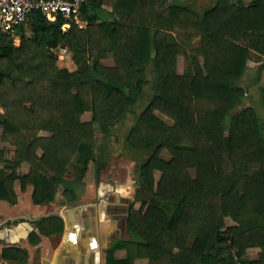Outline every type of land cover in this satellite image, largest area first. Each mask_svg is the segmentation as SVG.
<instances>
[{"label": "trees", "instance_id": "16d2710c", "mask_svg": "<svg viewBox=\"0 0 264 264\" xmlns=\"http://www.w3.org/2000/svg\"><path fill=\"white\" fill-rule=\"evenodd\" d=\"M168 1L87 0L84 28L63 30L60 15L33 11L13 34H0V166L11 170L0 178V199L15 203L19 180L33 186L35 204L54 201L61 185L75 202L96 158L95 126L109 135L127 119L151 64L154 94L126 144L148 154L136 180L153 201L130 204V238L114 247L127 256L109 250L106 264H236L251 248L260 252L244 263L264 264V122L251 106L231 114L245 96L233 84L250 52L264 57V0H216L201 13L156 9ZM63 45L74 70L59 64ZM262 94L264 107V87ZM23 163L29 171L19 176ZM39 228L61 232L63 221L44 219Z\"/></svg>", "mask_w": 264, "mask_h": 264}, {"label": "crops", "instance_id": "0c3cea01", "mask_svg": "<svg viewBox=\"0 0 264 264\" xmlns=\"http://www.w3.org/2000/svg\"><path fill=\"white\" fill-rule=\"evenodd\" d=\"M252 1L232 0L245 4ZM2 114L0 107V119ZM39 135L47 136L48 133L40 132ZM0 170L4 171L1 179L11 171L3 166ZM28 171L29 165L23 163L17 173L23 176ZM85 183L86 178L75 186L77 200L73 203L63 197L64 185H61L54 201L38 205L32 199L33 186L22 189L21 182L16 181V202L0 199V264H106L107 252L112 249L116 259L125 258L126 250L114 247L118 241L129 239L128 230L124 231L119 222L132 203L124 200L128 188L98 181L94 188L87 183L85 194L81 190ZM51 218H60L63 229L46 235L39 224ZM250 251L258 250L252 248ZM140 264H148V261L141 260Z\"/></svg>", "mask_w": 264, "mask_h": 264}, {"label": "rangeland", "instance_id": "374dc122", "mask_svg": "<svg viewBox=\"0 0 264 264\" xmlns=\"http://www.w3.org/2000/svg\"><path fill=\"white\" fill-rule=\"evenodd\" d=\"M215 3L216 0H208L207 2L206 0H170L166 5L161 3L157 4L156 9L160 11L167 5L178 4L191 6L197 13H201L205 9L212 7ZM103 63L106 65H113V61L111 59L104 60ZM59 64L61 67H66L69 70H74L76 68V66L72 62L70 52L62 56V60ZM185 66L186 61L184 60V58L181 56L178 57V72L183 73L185 70ZM146 78L147 83L144 86L143 92L139 97L137 106L120 126L112 130L109 135H103L100 132L99 126H95L97 139L96 158L92 163H90L87 168L85 176L86 183L81 188L82 193L85 192V194H87V183L94 188V186L97 185L98 181H101L102 183L110 182L112 183L111 186L115 185L114 187L118 188H120V186H125L126 188H128L127 190L129 192L124 197V200L127 204L133 202L136 199H146L153 201V198L150 195L141 191L136 180L138 168L140 164L145 160L146 156H148V154L131 151L128 149L126 144V137L131 128L134 126L138 114L146 107L154 94L155 77L154 69L151 64L146 68ZM233 86L245 89V96L236 103L235 108L231 114L239 112L247 106H251L258 114L263 125L264 107L262 104V88L264 87V57H261L251 51L247 60V67L243 75L236 82H234ZM231 114L227 117V124L230 121ZM161 157L165 160H168L170 159V154L164 150L161 153ZM76 160L77 157L74 158V163L76 162ZM191 173L193 174V170H191ZM131 174L136 180V187H132ZM155 176L156 179H159L160 173L156 172ZM122 219V223L120 222L121 228H123L125 216ZM225 222L228 226L235 224L234 221H232L228 217L225 219ZM129 236L127 237L126 235L125 237L130 238ZM256 249L258 251H247L246 255L242 259H255L256 254L258 256L260 252V249Z\"/></svg>", "mask_w": 264, "mask_h": 264}, {"label": "built area", "instance_id": "2783aa9c", "mask_svg": "<svg viewBox=\"0 0 264 264\" xmlns=\"http://www.w3.org/2000/svg\"><path fill=\"white\" fill-rule=\"evenodd\" d=\"M87 0H0V34H13L17 26L28 19L33 11H39L48 19L60 15L66 24L62 29L67 30L71 24L80 28L87 25L82 8ZM58 55H66L69 49L66 45L58 48ZM236 264H245L241 257L235 256Z\"/></svg>", "mask_w": 264, "mask_h": 264}, {"label": "water", "instance_id": "95a60500", "mask_svg": "<svg viewBox=\"0 0 264 264\" xmlns=\"http://www.w3.org/2000/svg\"><path fill=\"white\" fill-rule=\"evenodd\" d=\"M131 179H132V187H136V180L132 176V174H131ZM128 216H129V207H128L127 213L125 214V220L123 222V230L124 231L127 229V227H126V220H127Z\"/></svg>", "mask_w": 264, "mask_h": 264}, {"label": "flooded vegetation", "instance_id": "af4514ba", "mask_svg": "<svg viewBox=\"0 0 264 264\" xmlns=\"http://www.w3.org/2000/svg\"><path fill=\"white\" fill-rule=\"evenodd\" d=\"M124 216H125V215H123V216H121V217H120V220H119V222H121V223H122V220H123L122 218H124Z\"/></svg>", "mask_w": 264, "mask_h": 264}, {"label": "bare ground", "instance_id": "6f19581e", "mask_svg": "<svg viewBox=\"0 0 264 264\" xmlns=\"http://www.w3.org/2000/svg\"><path fill=\"white\" fill-rule=\"evenodd\" d=\"M107 226V225H106ZM105 225H104V227H106Z\"/></svg>", "mask_w": 264, "mask_h": 264}]
</instances>
